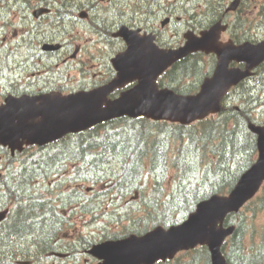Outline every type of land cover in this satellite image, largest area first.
Segmentation results:
<instances>
[{
	"label": "trees",
	"instance_id": "obj_1",
	"mask_svg": "<svg viewBox=\"0 0 264 264\" xmlns=\"http://www.w3.org/2000/svg\"><path fill=\"white\" fill-rule=\"evenodd\" d=\"M8 1L0 0V5ZM97 1L11 0L8 4H19L22 9L26 5V11L53 4L56 5L60 21H63L70 18V15L65 16V11L72 13V18L76 12L83 10L95 12ZM150 2L140 0L134 5L145 3L151 9ZM214 2L209 0L208 7L212 10H215ZM261 9L264 10V7ZM109 13L113 20L107 22L108 31L115 21V24L121 22L119 10ZM97 19L99 21H94L95 28L105 30V19L108 21V18ZM107 35L108 40H111L110 34ZM204 58L202 54H194L176 63L159 80V85L169 87L179 94L196 92L202 79L210 73L204 70ZM209 59L212 64V59ZM263 89L264 63L252 77L228 93L219 114L188 126L154 122L145 118L113 120L88 132L103 130L102 135L95 133L87 139L98 141H81L69 145L59 143L56 150H45L39 154L36 162L25 161L15 176L9 179L2 176L0 191H3L0 196L3 199L0 201V211L7 206H14H11L7 218L0 223V264H40L45 255L51 253L66 255L64 258L55 257L57 262L72 259L74 245H60L58 241L68 214L58 213L57 206L50 199L34 193L27 186L30 179L47 177L57 169L55 167L58 163L65 164L64 161H79L81 165L75 168L73 175L93 174V183H103L102 193L108 196L113 193V197L109 198L114 206L107 215L111 223L119 224L120 229L103 233L100 241L123 238L131 233L140 235L156 225L179 223L194 210L198 202L213 194H227L255 159L256 137L248 130V124L264 125V113L258 109L264 103V94L257 96ZM82 135L84 133L77 136L79 138ZM70 137L72 135L65 139ZM84 137L80 139L84 140ZM9 161L13 162L11 159ZM146 173L154 177L152 192L139 185V176ZM167 179H170V194L160 198L162 186ZM55 184L59 185H45V194L62 187L63 182L60 180ZM262 188L264 190V186ZM80 190L74 193L78 201ZM128 195L137 197V201L122 205ZM72 199V193L59 196L62 205ZM89 205L95 209L94 203ZM251 205H254L251 211L255 214L263 208L264 196L257 195L244 209L229 215L225 220V225L236 226L223 247L229 264H264L263 238L260 249L253 255L246 254L242 242L244 237L253 236L255 232L254 228L251 231L247 228L249 226L243 217ZM81 244L87 249L94 242L83 239ZM196 251L200 253V258L208 257L205 247Z\"/></svg>",
	"mask_w": 264,
	"mask_h": 264
},
{
	"label": "water",
	"instance_id": "obj_2",
	"mask_svg": "<svg viewBox=\"0 0 264 264\" xmlns=\"http://www.w3.org/2000/svg\"><path fill=\"white\" fill-rule=\"evenodd\" d=\"M239 2L233 0L228 10H235ZM43 12L46 10H36L34 16ZM225 29L226 26L217 23L198 35L188 31L182 46L161 49L154 43L153 35H139V30L121 27L113 36L120 37L126 48L110 60L116 71L111 81L92 91L61 98L8 97L6 105L0 107V145L13 152L22 151L24 145L42 146L122 117L189 125L218 114L226 94L252 76L253 70L264 62V39L239 45L223 43L220 35ZM197 52L214 54L216 64L195 94L182 95L159 87L160 75ZM133 82L117 98L108 99L116 89ZM248 129L256 136L258 154L228 195L215 194L198 203L180 224L157 226L141 236L131 234L108 240L93 245L88 254L98 259L99 264H155L172 259L179 251L206 246L211 264H228L221 248L234 226L225 227L224 220L250 201L264 183V126L249 123ZM4 217L5 213H0V221Z\"/></svg>",
	"mask_w": 264,
	"mask_h": 264
},
{
	"label": "rangeland",
	"instance_id": "obj_3",
	"mask_svg": "<svg viewBox=\"0 0 264 264\" xmlns=\"http://www.w3.org/2000/svg\"><path fill=\"white\" fill-rule=\"evenodd\" d=\"M136 1L140 0H113L112 3L107 4L105 0H99L98 3H95V8L97 9L95 15L91 12H88V17L86 19L80 18L79 13L76 12L72 21H67L62 23V27L65 28V31H70L69 33H65L64 36L60 35L59 38L67 40L68 44H72V48L79 47L78 56L74 62H72V87L77 86L76 83L78 81H82L84 77L91 75L93 78L94 75H97L98 80L102 77H98L103 72L106 71L108 66L109 59L121 48V45L118 41H109L104 42L102 36L95 31V23L94 21L98 20L101 16L107 15L109 16V10H115L117 7L121 9L126 8L135 4ZM149 6L152 11L150 15H148V23H144L147 26H154L155 28L160 27L161 20L167 16L168 13L173 12L176 14L175 17H183V20L188 19L193 24L201 25L208 24L211 19L210 16L204 15L206 12L204 5V0H150ZM249 5H247L246 9L241 13L242 20L240 21L241 25L247 30L246 37L249 40L257 41L264 37V22L261 20V16L258 13V9L264 0H247ZM8 2H11L9 0ZM5 3L0 5V25L8 27L7 30L4 31V36L8 38L7 46L12 47V60L14 64H18L20 59L23 58L28 50L33 46L36 47L40 37V21L34 19L31 15L32 8L27 9L26 5H24V9L18 4H8ZM34 5L35 3L32 2ZM145 4V3H144ZM53 5V4H51ZM140 5V4H139ZM56 7V5H53ZM117 8V9H118ZM128 9L122 10L121 14H129ZM145 11V10H144ZM188 11L187 14L185 12ZM147 12V11H146ZM141 13V12H140ZM80 14H83L80 13ZM155 14V15H154ZM42 16L43 14H39L38 16ZM95 17V18H94ZM38 18V17H36ZM41 18V17H40ZM38 18V19H40ZM42 19V18H41ZM101 20V19H100ZM108 20L112 21L111 17H108ZM156 20V22H155ZM99 21V20H98ZM150 22V23H149ZM154 22V23H153ZM182 23H175L174 21L170 23L169 27L166 25L165 32L169 38H172L173 41H178L180 39L182 41L181 35L184 30H182ZM44 28V26L42 25ZM115 29V28H114ZM117 29V28H116ZM182 32L180 33V31ZM114 31V30H113ZM27 32L29 35H27ZM33 34V35H32ZM32 37L33 40L29 39ZM2 37V36H1ZM180 37V38H179ZM254 38V39H250ZM73 51V49H72ZM31 66L38 64L37 59H33L30 61ZM204 70H210L213 66L211 64V60L209 58H204ZM85 69L86 72H82V69ZM211 72V71H210ZM190 84H193L190 82ZM264 94V89L257 93V96H262ZM256 104V103H255ZM261 107V108H259ZM258 109L264 113V103L260 104ZM255 115L254 113H252ZM95 133L104 132L103 130H97L93 132H85L84 140L78 138L77 135H74L66 140L62 141L60 144H74L76 142L80 143L81 141L85 142H93L97 140H87L91 135H95ZM99 135V136H100ZM98 136V137H99ZM78 138V139H77ZM100 138V137H99ZM39 152L34 148L26 149L23 153L18 154V157L14 162L10 164H5L3 166L0 163V171L7 179L12 176H15L22 169L25 161L36 162L38 159ZM92 156V155H91ZM6 155L4 152L0 151V162L2 159H5ZM65 164L61 165V163L57 164L54 171L50 172L47 177L30 179L27 186H29L30 190H33L34 193L42 194L45 199H50L53 205L57 206L58 213L63 212V214L67 215V221L62 225V228L59 232L58 241H60V245H65L72 243V259H66L65 261L57 262L55 257L56 253H51L49 255H45V257L40 261V264H99L94 261L93 263L87 262L85 259L89 258L84 254L85 245L81 244L83 239L89 242H99L102 239L103 233L116 232L120 229L119 224L116 225L114 222L111 223L108 217V213L112 210L114 206V202H110L109 197H113L112 194L110 196L102 193L103 188L101 187L103 183H99L96 185L91 180L93 174H85L82 176L76 177L75 168L79 167L81 163L79 161H64ZM78 162V163H77ZM67 165V166H64ZM63 166V167H62ZM62 167V168H61ZM169 173H172L169 171ZM99 175V174H97ZM107 176V175H106ZM62 181V187L54 188L55 190L47 192L45 194V185L48 187L55 184L59 181ZM170 179L165 180V183L162 186V194L160 198L167 197L170 194ZM9 181V180H8ZM139 185L141 188L146 189L148 192H152L154 189V177L146 173L144 175H140L138 178ZM169 182V183H168ZM31 187V188H30ZM81 189V190H80ZM88 189V191H87ZM79 191V199L74 194L76 191ZM3 191V189L1 190ZM0 191V192H1ZM72 193V201L67 203L66 205H62L59 202L60 194H68ZM258 196H264L263 188L258 192ZM3 198L0 196V201ZM137 201V197H133L128 195V197L124 200L123 204H126L129 201ZM86 202V204H84ZM95 205V209H92L89 204ZM89 205V206H88ZM12 207L14 205H11ZM11 206H7L5 209H12ZM254 208V205H251L249 210H245L246 223L249 227L248 229L255 230L254 235H247L242 240L245 246V252L247 255H253L258 251L259 245L264 240V206L262 209L257 211L255 214L251 211ZM244 209V208H243ZM79 243V244H78ZM63 252V251H58ZM199 252L194 251L192 254H185L184 257L189 255L193 256V264H206V260L204 258H200ZM204 259V260H201ZM197 263H194L196 262ZM33 263V262H32Z\"/></svg>",
	"mask_w": 264,
	"mask_h": 264
},
{
	"label": "flooded vegetation",
	"instance_id": "obj_4",
	"mask_svg": "<svg viewBox=\"0 0 264 264\" xmlns=\"http://www.w3.org/2000/svg\"><path fill=\"white\" fill-rule=\"evenodd\" d=\"M111 1L112 0L106 2L107 4H109L111 3ZM231 1L232 0H215L214 3L216 4L215 7H213V9L215 10H212L208 7L209 0H204L203 6L206 9L204 15L211 17L208 24H201L199 26L191 25L189 21L183 22L184 20L181 16L175 17L173 21L177 24L183 22L182 30L184 31L182 34H184V32L188 30L194 31L195 33H200L201 31L208 29L212 24L221 22L227 27L226 30L223 31L220 35V40L222 42L229 41L234 43L235 45L248 42L249 38L245 36V34H247V30L241 25L240 21L242 20L241 13L244 9H246L249 3L247 2V0H241L239 6L234 11H227V7ZM261 6L262 4L258 9V13L261 16H264V10L261 9ZM58 16L59 13L53 10L50 15L43 16L42 19L40 18L37 20L40 21L39 26L40 30L42 31L40 32L41 41L39 40L35 48L32 46L28 50L27 54L20 59V62L18 64L13 63L12 47L10 48L7 46L8 38L3 35L4 31L7 30L8 27L0 25V106L4 105L6 98L8 97L20 98L22 96H28L30 98H39L46 97L48 95H52L53 97L58 98H60L61 96L66 97L72 95V92L86 91L99 87L114 76V72L112 75L111 66L108 64L106 71L103 72L104 74L98 76L102 77L100 80H98L97 75H94L93 78L91 77V75H88L84 77L82 81H78L76 83L77 86L72 87V62H74V60H76L78 56L77 53L79 51V47L72 48V44L66 43L68 42L67 40H61V38H59L60 35L64 36L65 33H69L70 31H65V28L62 27L61 23L63 21H60ZM166 18L168 21L167 25L171 27L169 23H172V16H167ZM42 25L44 26V28L42 27ZM121 25H126L127 27L133 29H140L141 33L145 32L147 34H154L156 43L162 48H174L179 46V41H173L172 38H169L167 36V33L165 32L166 26L163 27L162 23H160L161 26L159 28H155L154 26H139L132 25V23L120 22L119 25L115 27V29L112 28L108 31L106 20V31L103 30V33H101L102 35L100 33L98 34H100L104 42H106L108 41V39L106 38V34L109 33L112 35L113 33H116L118 27H120ZM182 30L180 31V33L182 32ZM27 35H29L28 32ZM29 39L33 40L32 37H29ZM115 40H118L121 48H124V43L121 39L115 38ZM181 42H183V40ZM46 44H56L59 46V48L56 50L44 49L43 46ZM121 48L119 49L120 51L123 50ZM208 56L213 60V63L215 64V56ZM34 58L38 60V64L32 67L30 61H32ZM82 72L84 73L86 72V70L83 68ZM110 98L112 97L110 96ZM53 105L55 104L53 103ZM61 141L62 140L54 141L41 148H33L38 150L40 154H43L45 150H56L57 145ZM192 253L193 251L183 252L178 254L173 261L158 262L156 264H192L193 256L189 255L187 257H184L185 254ZM85 260L91 263L96 261L91 257L86 258ZM206 264H210L209 259L208 261H206Z\"/></svg>",
	"mask_w": 264,
	"mask_h": 264
},
{
	"label": "bare ground",
	"instance_id": "obj_5",
	"mask_svg": "<svg viewBox=\"0 0 264 264\" xmlns=\"http://www.w3.org/2000/svg\"><path fill=\"white\" fill-rule=\"evenodd\" d=\"M38 1V0H37ZM24 3V2H23ZM138 4V3H137ZM67 7V6H66ZM74 7H75V5H74ZM73 7V8H74ZM61 8V7H60ZM91 9H93V8H91ZM76 10V9H75ZM92 14H94V13H92ZM150 15V14H149ZM155 15V14H154ZM95 18V17H94ZM102 28V27H101ZM104 35V34H103ZM107 35V34H106ZM73 159V158H72ZM79 159V158H78ZM78 163V162H77Z\"/></svg>",
	"mask_w": 264,
	"mask_h": 264
}]
</instances>
